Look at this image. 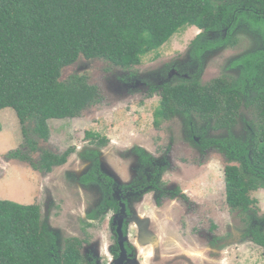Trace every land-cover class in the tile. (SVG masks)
Returning <instances> with one entry per match:
<instances>
[{"label": "trees", "instance_id": "trees-1", "mask_svg": "<svg viewBox=\"0 0 264 264\" xmlns=\"http://www.w3.org/2000/svg\"><path fill=\"white\" fill-rule=\"evenodd\" d=\"M239 19L254 26L262 23L258 34L264 40V0H0V111L24 110L32 104L21 125L31 121L32 133L47 141L49 120L78 118L103 101L100 90L89 85L84 75L60 81L62 70L79 58L130 69L191 26L219 34L214 42L200 34L193 47L229 46ZM235 66L236 80L225 75L201 86L195 74H188L163 85L153 125L180 116L191 128L197 117L213 131L229 134L241 124L244 134L238 138H201L204 146L218 148L227 161L223 182L229 209L254 215L251 206L256 201L251 193L264 190V48L240 58ZM241 104L250 109V119L241 114ZM22 134L28 151H10L7 159L25 162L39 173L67 162L69 150L62 154L40 150L27 129ZM190 141L195 143L193 138ZM38 152V160L33 161L30 154ZM255 223L248 235L264 246V234ZM53 244L39 206L0 200V264H48ZM66 245L72 256L65 264H76L77 242Z\"/></svg>", "mask_w": 264, "mask_h": 264}, {"label": "rangeland", "instance_id": "rangeland-1", "mask_svg": "<svg viewBox=\"0 0 264 264\" xmlns=\"http://www.w3.org/2000/svg\"><path fill=\"white\" fill-rule=\"evenodd\" d=\"M239 22L232 35L234 46L218 49L206 58L201 78L203 83L222 76L231 65L233 68L237 60L256 52L264 43L259 34V37H255L248 32L247 22ZM198 33L200 31L193 26L177 32L158 50L143 56L138 66L130 69L117 68L100 59L88 61L84 58L64 68L60 81L67 80L73 74L84 75L89 85L100 90L103 101L82 112L78 118L49 120L50 135L47 141L32 133L31 121L21 125L20 121L27 119L32 111V104L24 106V110H1L0 200L22 205L38 204L42 216H46L49 223L58 224L59 242L71 237L89 238L87 247L97 245L98 253L103 254V247L110 243V235L104 226L111 215L105 213L98 224L93 220V228L86 227V215L98 207L100 197L96 188L81 189L75 183L74 175L81 173L89 164L81 154L86 149L95 148L99 151L103 167L109 170L107 172L128 182L126 180L133 177L131 158L136 160L133 155H138L141 147L142 151L146 150L154 157L167 156L170 171L163 176L166 181L164 184L176 185L181 191L184 190L187 199L199 205V213L208 212L209 216L203 217L208 220L206 226L201 225V221L193 220L191 228L182 222L173 229L171 219L174 218L176 222L183 204L189 200H183V203L178 200L166 201L160 212L151 209L153 221L152 227L148 224V229L156 235L158 251H155L151 239L141 243L136 238L135 246L142 249L141 253H136V264H264L260 249L246 242L250 237L240 239L255 221L260 232V221H264V190L251 193V198L256 201L251 207L256 214L244 215L230 211L225 203L223 182V168L227 161L219 149L212 146L202 151L194 146L180 116L162 122L158 128L153 125L152 114L158 99L153 93L147 95V88L158 83L155 77L166 67L178 65L184 60L189 64L186 48ZM226 74L234 77L237 73ZM241 114L247 119L251 118L250 112L242 110ZM198 125L203 126L202 123ZM22 129H27L28 137L37 143L40 150L62 154L72 149L66 164L45 174L32 170L25 162L7 159L6 155L10 151H28ZM243 132L241 124H236L229 134L207 129L206 140L225 141L229 137L238 138ZM101 139L107 144L99 148ZM30 156L33 161H37L39 152L31 153ZM121 170L125 176H122L123 173L118 175ZM141 201L143 205L151 204L150 194ZM138 209L137 213L145 218L149 214V208L144 210L141 206ZM202 230L205 234L210 232L216 242L215 252L209 251V245L196 236ZM205 239H208V235H205Z\"/></svg>", "mask_w": 264, "mask_h": 264}, {"label": "flooded vegetation", "instance_id": "flooded-vegetation-1", "mask_svg": "<svg viewBox=\"0 0 264 264\" xmlns=\"http://www.w3.org/2000/svg\"><path fill=\"white\" fill-rule=\"evenodd\" d=\"M240 20L245 21L244 19H239V21ZM238 22L231 30L232 35L235 28L240 23ZM245 22L248 23V24L245 23L246 28L249 29L248 32L254 35L255 37H259L258 31H263L262 23L254 26L253 23L251 24L249 21H245ZM199 31L200 33H198L196 37L200 34H203V39L209 42H214V40L217 38V35H219L218 32H214V31L211 32H202L201 30ZM221 31H227V30L224 29ZM232 35H231V39L233 40ZM210 36L213 37L210 38ZM196 37H194V39ZM193 40L189 43L188 47L186 48V55L189 57V64L187 63V61L184 60L178 65L172 64L166 67L167 69L165 71H163L161 74L155 77L156 80L158 79V83L154 87L147 88V90L149 91L147 95L153 93L154 95H156L158 99L155 109L159 105L161 87L165 84L176 83L180 81L181 78L186 79L188 78V74H195L197 76L196 80L199 82L201 86H207L211 83V81L217 79V78L211 79L205 83L202 82L201 78H202V72L204 71L206 66V58L210 56V54L217 51L218 49L234 46V40H233V45H229V46L225 45L220 47L213 45L212 47L199 49V46L193 47L191 45ZM263 48L264 46L262 44L259 50H262ZM197 50H199L200 52H197ZM259 50L257 49L256 51ZM227 72L238 73L239 68H237L236 66L232 68L231 65L230 69ZM226 73H224L222 76L227 75ZM227 77L234 78V80H236L237 74L234 77H230L229 75H227ZM242 110L250 112V109L245 107L243 104H241L240 106V111ZM152 117L154 121L153 114ZM200 123H202L203 126L200 127V125H198ZM189 129H192L191 134L189 133ZM199 129L200 132L198 134L197 131ZM207 129L213 131V129H211L210 126L205 125V123L203 122H200V119L197 117H195L194 123L191 124V128L185 125V130L187 132L188 138L191 137L195 141V143L192 142L191 143L194 144V146L203 149L202 151H207L212 147V146H204L203 144L205 143L202 142L203 140L201 137L206 136ZM101 141L102 143L100 142L98 145L99 148L105 147L107 144V141L105 140H101ZM137 147H139V145ZM139 148L140 150L138 155H133V157H136V160L131 158V161H133V163L131 164L133 177H130L128 180H126L128 182L121 180L122 178L116 175L115 177L112 174V172L111 175L109 174V172H107L109 170L103 167L99 151L96 150L95 148L86 149L81 154V156L85 158L86 163L88 162L89 164L87 165V167H85V169L81 173L74 175L75 183L81 189L91 190L92 188L94 189L96 188L99 194L98 197H100V203L98 207L91 209L86 215L87 218L86 227L90 229L93 228L94 227V225H92L93 220H95L96 224H98V221L102 219V216L105 215V213H109L111 216L108 219L106 226H104V229L106 228L107 229L106 233L110 235L109 238L110 243L108 246L103 247L105 249V252L103 254H99L97 245H92V246L90 245L89 247H87L89 245L88 244L89 238L78 239L76 237H71V238H65L59 242V240L57 239L58 229L56 228L58 224L57 223L54 224L52 222L49 223L48 220H46L45 218L46 216H42L40 210L41 222L45 225L49 233L53 236V240H54V244L51 247L52 251L50 254V259L48 264H65L66 258L69 259V257L72 256L69 255L70 253L68 254V252L66 251L67 249L66 243L68 241L77 242L76 249L79 258L77 259L76 264H136V256H137L136 253L138 254L142 252V249L138 248V246H135L137 240L143 243V242H148L151 239V244L155 245L154 248L155 251L156 252L158 251L159 245L156 235L152 233L151 230L149 231L148 229V224H150L151 226V222L153 221V219L150 216V213L152 212L151 209H155L157 212H160L161 210H163V206H164L163 204L166 201L173 202L174 200H178L180 203H183V200H189V199H187L185 195V191L184 190L181 191V189L176 185H172V184L165 185L166 181L164 180L163 176L170 171V161H168L167 156L161 158L154 157L153 154L147 152L146 150L142 151L141 147ZM68 150L70 151V153L72 152V149H68ZM118 175L125 176V172L121 170L120 173H118ZM148 194H150L151 204L150 203L146 205L141 204L142 198H145ZM34 205L38 206V204H34ZM141 206H143L144 210H147L149 208L148 210L149 214L147 215L146 218L141 214L137 213V210H139L138 207ZM198 206L199 205L191 203L190 200L187 203L183 204V210L180 213L179 217H177L176 222L174 218L171 219V223H172L171 228L174 229L175 225L176 226L180 225L182 222H185L190 227L192 226L193 220L201 221V225L206 226L208 220H206L203 217L209 216L208 212L199 213V211L197 210ZM236 212L240 213L239 211ZM154 215L152 217H154ZM155 218L157 217L155 216ZM51 223L53 224V226H51ZM260 227H261L260 233L264 234L263 220L260 221ZM247 229L248 230L245 231V235L240 236V239L242 240L249 239L250 236H247V233L249 232V227ZM191 232L193 231L191 230ZM209 233L205 234L203 233L202 230L201 232H198L196 236L201 238L205 242V244L209 245V248L207 247L209 251L215 252L214 246H216V242L213 240V237H211ZM205 235H208V239H205ZM192 236H195V234H193ZM249 240L246 242L251 243L252 245H256L260 249L261 257H264V246L255 244L251 239ZM150 255L151 253H149L148 256ZM150 261L151 259L149 260V262Z\"/></svg>", "mask_w": 264, "mask_h": 264}, {"label": "water", "instance_id": "water-1", "mask_svg": "<svg viewBox=\"0 0 264 264\" xmlns=\"http://www.w3.org/2000/svg\"><path fill=\"white\" fill-rule=\"evenodd\" d=\"M121 234V233H120Z\"/></svg>", "mask_w": 264, "mask_h": 264}]
</instances>
